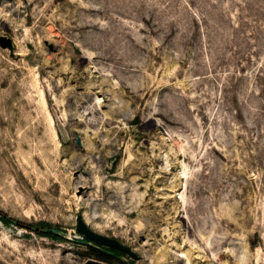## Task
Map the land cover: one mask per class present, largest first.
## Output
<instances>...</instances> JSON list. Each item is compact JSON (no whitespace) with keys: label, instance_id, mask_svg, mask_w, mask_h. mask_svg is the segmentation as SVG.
Listing matches in <instances>:
<instances>
[{"label":"rangeland","instance_id":"obj_1","mask_svg":"<svg viewBox=\"0 0 264 264\" xmlns=\"http://www.w3.org/2000/svg\"><path fill=\"white\" fill-rule=\"evenodd\" d=\"M0 35V211L67 234L0 219V264H120L79 216L136 264H264V0H0Z\"/></svg>","mask_w":264,"mask_h":264},{"label":"water","instance_id":"obj_2","mask_svg":"<svg viewBox=\"0 0 264 264\" xmlns=\"http://www.w3.org/2000/svg\"><path fill=\"white\" fill-rule=\"evenodd\" d=\"M0 46L9 49L11 52L14 51V42L12 39L8 37H4L0 35ZM78 145L82 146L81 139L78 137ZM13 224L15 226H20V224L16 221H13ZM27 230H30L35 233H43V234H53V235H60L62 237H66L67 234L62 232L61 230L55 229V228H38L34 226H26ZM77 230L78 232L84 237L85 240L81 241H75L79 244L89 246V247H96L99 248L98 246H104L108 247L110 249H115L119 252L127 254L131 260L128 261V264H136V261L139 259V256L130 248L127 247L123 244H121L119 241L113 238H109L107 236H103L101 234H98L94 232L92 229L88 227L82 216H79L77 219ZM103 252L107 254H111L117 259L124 260V257L122 256H117L109 251L101 249ZM86 264H104L103 262L96 261V260H88Z\"/></svg>","mask_w":264,"mask_h":264},{"label":"trees","instance_id":"obj_3","mask_svg":"<svg viewBox=\"0 0 264 264\" xmlns=\"http://www.w3.org/2000/svg\"><path fill=\"white\" fill-rule=\"evenodd\" d=\"M0 219L5 223V224H13V221L14 219L12 218H9V216L3 212L0 211ZM16 221V220H15ZM18 223L20 224V227L22 228H25L26 229V224L22 223V222H19ZM38 228H53L51 227L50 225L46 224V223H39L37 225H34ZM39 235L41 236H44V237H49L51 239H54V240H66L64 237L60 236V235H53V234H43V233H38ZM90 250L96 254L99 258L101 259H104V260H108V261H116L120 264H128L126 262H123L122 260L120 259H117L116 257H114L113 255L111 254H107L105 252H103L101 250V248H96V247H89ZM110 253L112 254H120L121 252L115 250V249H111L109 250Z\"/></svg>","mask_w":264,"mask_h":264},{"label":"bare ground","instance_id":"obj_4","mask_svg":"<svg viewBox=\"0 0 264 264\" xmlns=\"http://www.w3.org/2000/svg\"><path fill=\"white\" fill-rule=\"evenodd\" d=\"M193 247H190L187 251H182L178 256L184 261L185 264H194L193 263Z\"/></svg>","mask_w":264,"mask_h":264}]
</instances>
